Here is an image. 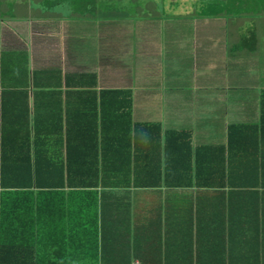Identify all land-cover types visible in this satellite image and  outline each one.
I'll use <instances>...</instances> for the list:
<instances>
[{
	"label": "crops",
	"instance_id": "0c3cea01",
	"mask_svg": "<svg viewBox=\"0 0 264 264\" xmlns=\"http://www.w3.org/2000/svg\"><path fill=\"white\" fill-rule=\"evenodd\" d=\"M96 136L114 179L36 189L37 256L92 264L98 213L96 264H264V0H0V173Z\"/></svg>",
	"mask_w": 264,
	"mask_h": 264
},
{
	"label": "trees",
	"instance_id": "16d2710c",
	"mask_svg": "<svg viewBox=\"0 0 264 264\" xmlns=\"http://www.w3.org/2000/svg\"><path fill=\"white\" fill-rule=\"evenodd\" d=\"M119 92V91H118ZM129 93V92H126ZM131 104V103H130ZM130 104L124 107V116L130 119L131 111ZM123 116V115H122ZM239 129H243V126L232 125L230 127L231 138L240 133ZM183 137V134L172 133ZM189 135L186 143L191 145V135ZM63 144V143H62ZM79 145V143L77 144ZM96 152L91 155V158L81 159L80 169L73 171V167H70L71 159L67 156L63 158L61 154L56 167L57 172L53 173H41L40 166L41 163L46 166L49 164L50 159L42 161L38 157L35 159H27L22 166H17L16 172H7V164H2L3 172L0 173V264H44L43 259H48L47 264H66L69 259H66V255L58 257L56 255H48L45 258L42 256H37L35 254L37 249V238H35L34 232L23 233L20 231L21 222H29L25 215L30 211L34 210V199L36 189L57 188L58 190H64L69 187V193H76L80 199H85L90 201L91 208L97 209L98 206V191L96 188L99 187L104 181H111L114 177L105 176L99 173L100 170V148L101 142L99 136H96ZM6 160V159H5ZM55 163V162H54ZM87 166V167H86ZM224 180L231 176L229 170H224ZM116 183L130 185L132 182L131 174L128 173L119 176V182ZM75 196V194H74ZM19 201L21 205H11V202ZM33 201V202H32ZM26 203V204H25ZM14 209L15 211H10ZM88 215V213H87ZM91 219V227L87 229L89 232L90 243H92V251L88 253H83V256H76L75 262L85 259L87 256L90 258L89 262L92 264L97 263L96 252L97 249V217L98 213L91 214L89 216ZM82 219V218H81ZM34 221V219H32ZM87 222V225L89 224ZM96 223V224H95ZM15 226H18L15 230H12ZM10 231H14L15 234L10 236ZM21 233H20V232ZM17 251V254H11V252ZM59 251L58 253H61ZM93 252V253H92ZM134 264V262L132 263ZM139 264H143L142 262Z\"/></svg>",
	"mask_w": 264,
	"mask_h": 264
},
{
	"label": "built area",
	"instance_id": "2783aa9c",
	"mask_svg": "<svg viewBox=\"0 0 264 264\" xmlns=\"http://www.w3.org/2000/svg\"><path fill=\"white\" fill-rule=\"evenodd\" d=\"M134 264H139V263H134Z\"/></svg>",
	"mask_w": 264,
	"mask_h": 264
}]
</instances>
